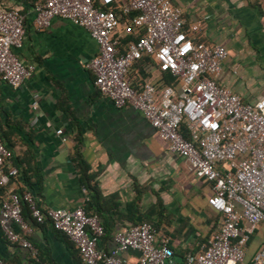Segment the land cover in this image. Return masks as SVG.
Returning <instances> with one entry per match:
<instances>
[{
	"label": "crops",
	"instance_id": "0c3cea01",
	"mask_svg": "<svg viewBox=\"0 0 264 264\" xmlns=\"http://www.w3.org/2000/svg\"><path fill=\"white\" fill-rule=\"evenodd\" d=\"M42 1L0 0L3 8L23 15V45L14 53L23 65L34 66L32 76L18 88L0 80V138L18 170L7 191L29 193L41 210L87 207L108 231L98 243L106 252L115 247V233L150 215L160 224L157 239L169 238L176 254L196 253L220 229V215L207 204L210 184L167 150L139 112L115 108L95 89L87 65L98 48L85 29L58 18L47 29L34 27L33 8ZM171 1L186 25H199V40L227 49L217 82L245 103L261 98L264 0ZM159 76L155 68L142 75L134 67L128 78L137 88ZM76 151L91 178L90 193L80 183L73 161ZM25 222L27 231L13 223L9 227L29 241L37 255L11 242L0 228V258L6 263L83 264L74 244L49 222L36 224L28 217ZM258 235L257 228L248 257L264 245L255 243ZM119 257L126 264L139 263L134 250Z\"/></svg>",
	"mask_w": 264,
	"mask_h": 264
},
{
	"label": "built area",
	"instance_id": "2783aa9c",
	"mask_svg": "<svg viewBox=\"0 0 264 264\" xmlns=\"http://www.w3.org/2000/svg\"><path fill=\"white\" fill-rule=\"evenodd\" d=\"M33 12L37 29L49 28L54 18L85 29L98 48L87 65L95 89L115 108L139 112L167 150L210 184L207 204L220 215V229L182 264H264V245L247 256L251 237L264 223V95L245 103L217 82L227 49L199 40V25H186L171 0H43ZM124 17H131L130 24ZM24 23L19 12L0 9V80L14 89L34 72L14 53L23 45ZM127 36L136 39L123 44ZM143 57L151 58L158 72H169L176 84L158 89L146 81L134 88L129 70ZM11 158L0 140V185L18 174L9 165ZM22 201L36 224L49 222L74 244L83 264H126L119 254L127 250L139 253L138 264H177L169 238L157 239L147 222L115 233V247L106 252L98 247L103 226L82 207L41 210L29 193L7 191L0 228L32 256L36 248L9 227L13 223L29 230ZM0 264L8 263L0 258Z\"/></svg>",
	"mask_w": 264,
	"mask_h": 264
},
{
	"label": "trees",
	"instance_id": "16d2710c",
	"mask_svg": "<svg viewBox=\"0 0 264 264\" xmlns=\"http://www.w3.org/2000/svg\"><path fill=\"white\" fill-rule=\"evenodd\" d=\"M0 9H4V10H12V9H9V8H3L2 6H0ZM130 19L131 17H124V20L130 24ZM131 26V25H130ZM131 29L133 30V32L135 31V29L131 26ZM137 36V35H136ZM136 39V37L134 36H128L126 38H124L122 40V43L123 44H126L128 43L129 41H134ZM154 63L152 61L151 58L149 57H143L142 59L136 61L132 68L129 70V73L131 72V70L134 68V67H137L140 71V74L142 75H145L146 72H148L150 69H152ZM129 76V74H128ZM176 84V80L175 78L169 73V72H162L160 73V76H159V79L153 83L154 86H156L158 89H161L165 86H174ZM1 140V138H0ZM2 142V140H1ZM2 144L4 145V143L2 142ZM5 146V145H4ZM6 148V147H5ZM7 149V148H6ZM8 150V149H7ZM73 161L76 163V166L77 168L79 169V175H80V183L81 185L87 189V191L89 192L91 189H90V185H89V181H90V177H88L86 174H85V171H84V167H85V163L83 162V160L81 159V156L79 155L78 151L75 152V155L73 157ZM9 165L11 167H14L17 169V167L15 166L14 162L12 161V158L11 160L9 161ZM18 172V170H17ZM18 176V174H17ZM16 176V177H17ZM16 177L14 178H11V180H14L16 179ZM10 180V181H11ZM9 181V182H10ZM9 184V183H8ZM7 185H0V192L2 194L1 196V202L3 200V197L4 195L6 194L7 192ZM90 193V192H89ZM24 193L21 192L20 196H22ZM92 196V194H91ZM93 198V197H92ZM21 208H22V217L23 219L25 220L27 217L31 219V216H30V212H29V207H28V204L24 201L21 202ZM85 212L88 214V215H92L88 212V209L87 207L84 208ZM142 222H147L149 224H151L153 226V228L155 229L156 233H158V230H159V222L156 221H152L150 219V215H146L144 216L143 218H139L137 222L134 223V225H137V224H140ZM105 231V234L108 233V231L104 230ZM104 234V235H105ZM173 252V251H172ZM173 256H174V259L176 261L177 264H182L184 262V259H185V256L186 254L184 255V252H179V253H174L173 252ZM80 258V257H79Z\"/></svg>",
	"mask_w": 264,
	"mask_h": 264
},
{
	"label": "rangeland",
	"instance_id": "374dc122",
	"mask_svg": "<svg viewBox=\"0 0 264 264\" xmlns=\"http://www.w3.org/2000/svg\"><path fill=\"white\" fill-rule=\"evenodd\" d=\"M259 235L254 239L255 243L264 244V223H261L258 227Z\"/></svg>",
	"mask_w": 264,
	"mask_h": 264
}]
</instances>
